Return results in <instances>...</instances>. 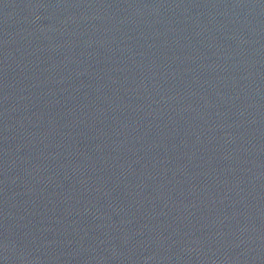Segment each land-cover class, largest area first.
I'll return each instance as SVG.
<instances>
[{"label":"water","instance_id":"obj_1","mask_svg":"<svg viewBox=\"0 0 264 264\" xmlns=\"http://www.w3.org/2000/svg\"><path fill=\"white\" fill-rule=\"evenodd\" d=\"M0 264H264V0H0Z\"/></svg>","mask_w":264,"mask_h":264}]
</instances>
